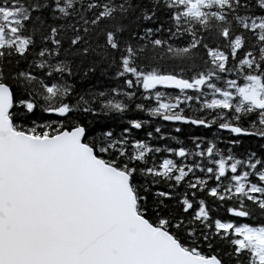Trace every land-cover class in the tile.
<instances>
[{"label":"snow or ice","instance_id":"1","mask_svg":"<svg viewBox=\"0 0 264 264\" xmlns=\"http://www.w3.org/2000/svg\"><path fill=\"white\" fill-rule=\"evenodd\" d=\"M0 264H264V0H0Z\"/></svg>","mask_w":264,"mask_h":264}]
</instances>
